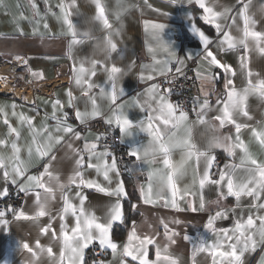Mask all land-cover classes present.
<instances>
[{"label":"snow or ice","instance_id":"snow-or-ice-1","mask_svg":"<svg viewBox=\"0 0 264 264\" xmlns=\"http://www.w3.org/2000/svg\"><path fill=\"white\" fill-rule=\"evenodd\" d=\"M95 4L96 15L95 20L99 21L105 31L104 39L109 45L111 51H117V44L113 40L114 35H119V31L113 29L107 17V9L102 0H93ZM183 3L184 0H173V3ZM2 3V0H0ZM47 3V0H45ZM189 5L195 4L202 10V19L206 24L211 25L216 33L218 44L217 47L221 51H240V68L245 72L247 84L242 89H237L233 86L232 79L228 78V74L235 75L230 65L221 63L216 55L210 50V45L213 41L201 31L195 23H190L191 31L199 38L203 46L201 58L208 63L207 74L201 76L197 74L203 84H212L217 79V74L212 71V68H221L224 72V90L217 95L216 106L219 114L213 116L211 120L218 122L220 129L225 125H233L235 128V138L226 136L223 142V148L227 156L231 158L225 163L222 168H218L216 173H212L211 169L217 157L212 151L201 150L194 142L193 127L190 121L196 124L203 123L208 119L207 114L211 111L209 96L215 93V86L212 89L206 90L201 88L203 101L199 98L193 101L192 112L195 114V119L190 120L189 112L180 104H175L169 99L171 89L166 88L161 91L160 85L152 83L150 87L145 89L142 94L145 99L142 101L138 97H134L131 101L119 103L124 92L118 86L119 74L121 69L115 65L105 67L99 61L92 60L91 68L86 69L83 62L80 66L73 67L75 83L84 88L83 95L88 97L91 102L92 109L90 112H81L79 109L75 111V118L82 125H86L89 119H94L101 115V111L97 106L95 96L92 95V89L99 87L101 97L109 101L110 115L105 119V123L109 126L115 125L120 131V142L134 137L136 133H145L148 137V145H154L157 156L156 163H153L151 148L146 147L144 142L138 146H131L127 154L130 157H135V163L141 167H129L127 171L132 174H146L147 183L140 185L141 198L145 203H156L163 201L167 207L179 210V201L187 200L188 206L192 211H203L208 204L215 205L220 210L214 215L208 217L207 223L204 225L205 230L212 232L216 239L213 242H208L206 239H198L196 242L189 240L187 234L184 240L192 244L193 258L197 253L207 252L212 256V264H246L245 256L256 251L258 247H264V160L258 159L257 156L250 151L240 136L242 128H251V137L258 142L261 149H264V121H258L257 126L252 127L247 124L238 123L237 116L249 117L247 111V101L250 96H257L264 100V79L258 78L256 73H253L248 67L249 53L255 50L264 55V30H256V20L252 13V0H238V8H223L218 11V0H187ZM60 10L58 19L62 20L67 28V34L71 36L69 41V49L74 45L84 43V37L78 32L71 20L73 9L76 8V0H71L70 3H65V0H60L57 5ZM30 8L33 13V18L39 23L40 12L35 3L31 0ZM120 10H125L123 4L120 5ZM51 12V9L48 8ZM259 11L264 13V2L260 4ZM55 15V13H53ZM119 15V13H117ZM188 21L192 20L191 13L186 17ZM237 19L242 22V35L240 38L234 37L230 29L237 25ZM221 21H224L221 23ZM229 21H231L229 23ZM165 25L154 24L145 21V31L150 35L151 39L156 42V46L148 47V52L152 54V63L150 65H142L141 80H153L154 75L164 76L167 78L171 72L169 64L171 60L176 59L178 64H183L182 60L177 59L176 52L172 46L166 43L161 38V32ZM47 28V24L44 25ZM165 53L166 57L158 59L156 53ZM17 61L23 65L28 64V60L17 56ZM105 68L107 72L106 84L108 88L95 85L91 82L92 76L96 74L97 65ZM30 74L38 77L41 74L32 72ZM148 74L145 75L144 72ZM176 72L180 73L181 68L177 67ZM253 77H256L253 79ZM68 106L74 107V97L71 92H68ZM52 113L49 116L45 114L44 121L37 128L34 126L33 117L25 115L23 112L17 114L15 111L16 105L12 104V116L17 117L21 126H27L31 136V142L27 146L28 161L21 159V146L18 144L20 139V131L13 127L8 120L6 111L7 105H0V116L4 117V124L8 128V138L0 139V148H10V154H0V172L3 174L5 183L9 181L12 184L18 185L19 190L24 193L31 192L34 197L35 213L27 215L24 211L17 212L16 209H9L16 219L36 221L40 217L49 215L50 203L55 200L57 193L62 201V208L59 210V236L56 232H52V238L59 240L61 244L59 258H55L51 247L44 248L37 241L36 248L33 249L28 243H23L21 247L31 253L32 261L30 264H37L39 255L47 253V256L52 261V264H84V250L95 242H98L101 252L111 250L113 259H118L119 264H180L178 258L174 257L169 248L156 247L155 260H149L148 246L156 243L153 236L145 235L141 237L137 234L135 226L128 232L127 240L122 248L115 243L110 236V230L115 221H123L122 207L120 200L126 195L123 181L117 180L114 188L102 187L95 180L84 179L82 169L85 166V154H87V167L94 168L98 174H102L104 181L112 183L110 173H115L120 176V171L117 166V161L111 151L105 146L103 151H99L100 136H97L95 142L84 141L83 147H74L73 143H67V148L75 157V168L73 174L68 177L67 182H61L58 175L51 171L50 164L55 160V155H52L53 149L57 145H61L66 136H70L73 140H81V133L73 128L68 121V113L63 112L64 105L60 100L51 102ZM127 107H137L141 112H145L144 119L134 122L129 118L125 109ZM60 113L59 115L57 113ZM54 121L52 129L47 124V120ZM217 124V123H216ZM176 150H180L181 158L179 161L173 160V154ZM237 150L239 155L237 156ZM42 163L43 171H38L37 174H28L31 166L32 157ZM111 157V163L108 158ZM95 159L97 163L91 161ZM204 161L205 167L201 173L199 164ZM195 162L193 166L190 162ZM161 165L154 167V165ZM191 176V183L179 186L180 182L186 177ZM218 178H213L217 176ZM159 184L163 191L157 192L154 185ZM215 185L217 198L211 201H205L203 192L206 185ZM77 189L82 187L95 188L99 192H104L107 195L115 196L116 201L112 204L103 218L97 217L93 212L85 209L84 203L86 197L80 191H76L75 197L79 200V205L73 203L70 195L72 187ZM199 193V209L193 206L189 197L195 198ZM7 194V188L0 192V196ZM228 197H233L236 200V205L231 209L224 208L222 201ZM242 197L251 198V204L248 206V215L245 218L243 215L236 220L234 227L231 229L221 228L216 229L214 222L219 218H226L228 212L235 213L237 208H240V200ZM5 211H0V224L7 225L8 221L4 219ZM71 216L74 223L71 227L66 223V218ZM178 223V221H177ZM164 228V235L168 238L170 244H174L173 237L176 235L169 226L161 221ZM51 225L42 228V233H47ZM130 258V259H127ZM99 264H105L100 261ZM259 264H264V255L261 256Z\"/></svg>","mask_w":264,"mask_h":264},{"label":"crops","instance_id":"crops-1","mask_svg":"<svg viewBox=\"0 0 264 264\" xmlns=\"http://www.w3.org/2000/svg\"><path fill=\"white\" fill-rule=\"evenodd\" d=\"M31 0H2L0 3V58L11 59L17 56H21L28 60L27 68L32 72L40 73L38 77H34L30 74L33 80H49L56 75V67L58 65H66L71 69V78L68 84H62L55 88L52 96H45L42 94H34L32 98L28 100L17 99L14 97L0 95V105H7L6 111L8 113L9 123L20 131V139L18 144L21 146V159L28 161L27 146L31 142V136L27 126H21L17 117L12 116L11 105L15 104V111L17 114L23 112L25 115L33 117L34 126L39 128L42 121H44L45 114L49 116L52 113L51 102L53 100H60L64 105L63 112L68 113V123L73 128L81 133L83 139L73 140L70 136H66L64 142L61 145H57L53 149L52 155H55L56 159L51 161V171L58 175L61 182H67L68 177L73 174L75 168V157L71 151L67 148V143H73L74 147L82 148L85 140L89 142H95L98 134L89 128L79 129L76 124L80 123L75 118V111L79 109L81 112L92 109L91 102L88 97L83 95L84 88L78 86L75 83V76L73 73V67H79L83 62V66L86 69L91 68V61H100L105 67H111L115 65L122 71L119 74L118 86L122 88L124 96L120 98L119 103H125L131 101L134 97H138L142 101L145 97L142 95L145 89L150 87L152 83L158 84L159 78L162 76L154 75V79L141 80L140 76L143 71L142 65H150L152 63V54L148 52V47L156 46V42L153 41L150 35L145 31V21L154 24L165 25L161 32V38L172 46V49L176 52V57L183 61V64H178L176 59L171 60L169 67L170 73H177L176 68L180 67L181 71L186 66L187 62L193 60V73L197 80V86L194 90L195 99L199 98L203 101L201 95L202 86L206 90H211L213 84L215 86V93L209 96L211 111L208 112L207 117L212 118L219 114L216 106L217 95L224 90V72L221 68H212V71L217 74V79L212 84H203L197 74L201 76L207 74L208 63L201 58L203 53V46L199 38L191 31L190 23H195L196 26L203 31L211 41L210 50L221 61V63L228 64L232 67L235 75L228 74V78L232 79L233 86L238 90L242 89L247 84V77L245 72L240 68V55H242V49L240 51H221L218 47L217 33L215 29L206 24L200 19L203 12L194 3L189 5L187 0L183 3H173V0H102L106 9L107 17L113 26V29L119 31V35H114L113 40L117 44V51L112 53L110 61H105L103 57H93V45L91 42L74 45L69 49V41L71 36L67 34V28L63 24L62 20L58 19L60 10L57 5L60 0H35L40 12L39 23L33 18V13L30 8ZM71 0H65V3H70ZM264 0H252L251 11L254 13L256 20V30H264V13L259 11L260 4ZM123 4L125 10H120V5ZM238 0H218L217 10H223V8H238ZM51 9V12L48 11ZM73 15L71 20L75 25L79 33L84 31H91L94 35L105 36V31L99 21L95 20L96 15L95 4L93 0H76V8L72 10ZM55 13V15H53ZM119 13V15H117ZM191 13L192 20L188 21L186 17ZM224 21H221L223 23ZM231 21H229L230 23ZM47 24V28L44 25ZM242 22L237 19V25L230 29L231 34L237 39L241 37ZM158 59L166 57L165 53L157 52ZM249 69L258 75V78L264 79V55L258 53L255 50H251L248 59ZM145 75L148 73L145 71ZM256 77H253L255 79ZM107 72L105 68H101L99 64L96 68V74L92 76L91 82L98 86L108 88L106 84ZM99 87L92 89V95L95 96L97 106L101 111V115L89 119L86 123H89L95 119H105L111 114L109 109V101L103 98L99 94ZM68 92H71L75 98L73 103L74 107L68 106ZM171 100V98L169 97ZM194 99V100H195ZM172 102V101H171ZM127 115L134 122L145 118L146 113L141 112L137 107H127L125 109ZM248 117L237 116V122L247 124L252 127L257 126L258 121H264V100L259 99L257 96H250L247 101ZM60 114L59 112L57 113ZM69 115L71 117H69ZM190 118V120H194ZM4 117L0 116V139L8 138V128L3 122ZM54 121L47 120V124L50 129L54 125ZM218 125V122H215ZM118 131L120 140V131L115 126H110ZM221 131L227 136L235 138L236 132L233 125H225ZM241 139L248 144L250 151H252L258 159L264 160V149H261L258 142L251 137V128H242L240 132ZM195 143L201 150H204L203 143L199 140L198 136L194 137ZM148 137L145 133H136L134 137L125 140L124 144L128 149L141 142L147 143ZM100 144V143H99ZM103 151L104 147L98 149ZM112 153V152H111ZM212 153L218 158V168H222L225 163L229 162L231 158L227 156L223 147L212 150ZM0 154L9 155L10 148H0ZM114 156V154L112 153ZM239 152L237 150V156ZM115 157V156H114ZM181 158L180 150H176L173 154V160L179 161ZM135 159V157H134ZM217 161V159H216ZM211 169L212 173H216L218 168L215 169V163ZM47 162L40 161L33 154L31 166L29 167L28 174H37L38 171H43L42 163ZM87 154H85V166L82 169L84 179L95 180L102 187L114 188L117 180L123 181L126 195L120 200L123 214V221H115L113 227L110 230L111 239L117 243L121 248L127 240L128 232L135 226L137 234L141 237L148 235L153 236L156 243L148 246L149 260H155L156 247L164 248L167 246L171 254L178 258L180 264H212V256L207 253H197L193 258L192 244L184 240L185 234L188 235L189 240L196 242L198 239H206L208 242L215 241V235L205 230L204 225L208 221L210 215H214L216 211L220 210L215 205L208 204L205 210L192 211L188 206L187 200L179 201V210L169 206H165L163 201L156 203H145L141 198L140 185L147 183L146 174H132L122 170L117 163L120 171V176L117 177L115 173H110L112 177V183L109 184L104 181L102 174H98L94 168H88ZM97 163L95 159L91 161ZM108 162L111 163V157L108 158ZM195 166V162H190ZM157 164L154 167H159ZM134 167H141L135 163ZM205 163L202 160L199 164V170L203 171ZM213 178H218L214 176ZM191 183V176L189 175L183 181L180 182L182 188L186 184ZM11 186L18 185L12 184L10 181L5 183L3 174L0 172V192L8 189ZM20 191V190H19ZM76 191H80L82 195L86 197L84 207L87 211L93 212L97 217L103 218L108 208L115 203L116 197L107 195L104 192H99L95 188L82 187L77 189L72 187L70 195L73 199V203L79 205V200L75 197ZM24 193V192H23ZM25 198L22 204L16 209L17 212L24 211L27 215H34L35 205L34 195L24 193ZM205 201L215 200L217 198V191L215 185H206L203 192ZM0 196V199L4 198ZM193 206L199 209V193L195 198L189 197ZM126 202L130 204L131 211L136 213V217L128 222V216L126 211ZM226 209H231L236 205V200L233 197H228L221 202ZM251 204V198L242 197L240 200V208H237L235 213L228 212L226 218H219L214 222L216 229L234 227L237 219L243 215L245 218L248 215V206ZM62 201L57 197L50 203L49 215L40 217L36 221L16 219L11 211L5 210V217L8 221L7 225L0 224V264H30L32 261V255L28 251L24 250L21 245L28 243L33 249L36 248L37 241L39 244L48 248L51 247L55 258H59L61 244L60 241L52 238V232H56L59 236L60 220L59 210L62 208ZM161 221L166 223L169 228L176 233L173 237L174 244H170L168 238L164 235V228ZM178 221V223H177ZM66 223L71 227L74 223L71 216L66 218ZM51 225V228L47 233H42L41 229ZM115 230V231H113ZM93 245H98L95 242ZM92 246V245H90ZM89 246V247H90ZM88 247V248H89ZM86 248L84 250V264H94L86 259ZM264 255V247H258L255 252L246 254V264H259L261 256ZM130 259V258H127ZM105 264H119L118 259H113L111 250L107 251V254L103 260ZM37 264H52V261L47 256V253L39 255Z\"/></svg>","mask_w":264,"mask_h":264},{"label":"built area","instance_id":"built-area-1","mask_svg":"<svg viewBox=\"0 0 264 264\" xmlns=\"http://www.w3.org/2000/svg\"><path fill=\"white\" fill-rule=\"evenodd\" d=\"M193 63L191 60L180 73H169L167 78L162 76L158 80L161 91L170 88L171 101L175 104H180L189 112V118H194L192 112L194 101V90L197 86V80L193 73ZM56 75L49 80H33L28 72L27 65H23L15 58L1 59L0 58V95L14 97L17 99L28 100L34 94H42L52 96L56 87L62 84H68L71 78V69L66 65H58L56 67ZM69 117H71L69 115ZM77 128H89L96 132L101 137L99 141L101 147H107L115 156L120 167L129 168L135 166L134 157L127 154L128 147L121 143L118 136V131L111 128L103 119H95L86 125L76 124ZM219 157L214 168L217 169ZM25 194L17 189L16 186H11L4 198L0 199V211L9 209H17L23 202ZM107 252H101L96 245L90 246L86 253V259L94 264H99L103 261Z\"/></svg>","mask_w":264,"mask_h":264},{"label":"clouds","instance_id":"clouds-1","mask_svg":"<svg viewBox=\"0 0 264 264\" xmlns=\"http://www.w3.org/2000/svg\"><path fill=\"white\" fill-rule=\"evenodd\" d=\"M81 34L84 37V43H92L93 57H103L105 61L111 60L113 52L111 51L109 45H107L104 36L101 37L98 35H94L91 31H84ZM189 123L193 127L194 137L198 136L199 140L203 143L204 150L212 151L223 146L224 138L227 135L221 131L219 126L213 120L208 118L201 124H196L192 121H190ZM145 145L146 147L151 148V155L153 157V163L155 164V157L157 156L155 146H149L148 143H145ZM154 188L157 192L163 191L162 187L159 184L154 185Z\"/></svg>","mask_w":264,"mask_h":264},{"label":"trees","instance_id":"trees-1","mask_svg":"<svg viewBox=\"0 0 264 264\" xmlns=\"http://www.w3.org/2000/svg\"><path fill=\"white\" fill-rule=\"evenodd\" d=\"M121 168H122L123 171L129 173V171H127L126 168H123V167H121ZM126 211H128V212H127L128 222H129L131 219H134V218L136 217V213H134V212L131 211L130 204H128L127 202H126ZM113 231H115V230H113ZM96 246H97V245H96ZM98 247H99V246H98ZM89 248H90V247H89ZM89 248H88V249H89ZM87 251H88V250H87ZM87 251H86V253H87Z\"/></svg>","mask_w":264,"mask_h":264}]
</instances>
